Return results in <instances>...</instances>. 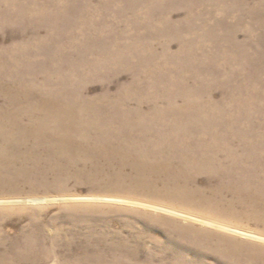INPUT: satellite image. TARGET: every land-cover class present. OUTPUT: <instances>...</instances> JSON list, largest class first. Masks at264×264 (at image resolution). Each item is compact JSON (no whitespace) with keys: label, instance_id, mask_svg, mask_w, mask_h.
<instances>
[{"label":"rangeland","instance_id":"rangeland-1","mask_svg":"<svg viewBox=\"0 0 264 264\" xmlns=\"http://www.w3.org/2000/svg\"><path fill=\"white\" fill-rule=\"evenodd\" d=\"M17 3L0 48L32 53L11 71L42 87L57 57L52 97L143 100L85 113L71 161L0 163V264H264V0Z\"/></svg>","mask_w":264,"mask_h":264},{"label":"bare ground","instance_id":"bare-ground-1","mask_svg":"<svg viewBox=\"0 0 264 264\" xmlns=\"http://www.w3.org/2000/svg\"><path fill=\"white\" fill-rule=\"evenodd\" d=\"M5 1L9 2L13 8H19L17 2L22 0ZM49 4V1H45V3H41V6L48 7ZM4 11V9L0 10V17L2 19L6 16V12ZM2 19L1 22L3 21ZM31 49L32 44L30 42H25L23 47H14L12 45L9 48H0V163L4 164L7 168H17L23 174L26 173L28 164L33 166L40 164L41 160L36 155V150L44 149L45 147L48 151L54 153L53 159L50 158L47 160L48 163L50 161L65 162L68 159L70 161L73 160L78 154L79 149L74 146L72 139L73 137L84 139L88 136L91 129L90 126H87L83 116H85V113H94L96 105L106 104L110 107H117L122 104L130 105L133 100L136 103H142L143 100H139L140 98H136V96L134 98L131 97L130 91H127L123 97L119 96L113 100H110L106 96L69 98L65 90L59 89H57L56 95L52 97L50 87L59 84L61 79L65 81V78L61 76H58L59 80L57 82L55 81V74L60 75L57 72L61 70L59 65L53 67L55 63L57 64L59 62L57 57L50 56L49 62L46 61L44 69L46 67L54 68L56 73H51V75L43 77L42 87L38 85L37 81L40 74L37 75L34 73V68L27 70V72L17 73L10 69H13V66H18V63H21L23 60L18 61L16 58H12L11 60L5 59L6 55L14 56V54H19L18 52L21 54V50L25 52L24 55L30 54L32 53ZM40 68L43 67L41 66ZM29 79L33 82H30ZM167 83L171 84L170 81ZM171 94L175 98L179 96L177 90L175 91L174 89ZM138 106L142 107L143 105ZM201 106L203 105L201 104ZM182 109L188 111L184 115V118L189 119V115L199 113L202 107L184 104L180 108H175L166 113H160V116L170 115L177 120H181L178 115H180ZM24 119L32 120L33 123L24 126L22 125V120ZM205 129L207 130V128ZM37 136L43 137L41 138L43 140L47 139V145L44 146L43 144L36 143L34 145L32 144L33 146L31 145L33 148H27L23 151L22 146H25L34 137L37 139ZM89 146L94 149L91 151H96L97 154L101 152L102 148H97L99 144H89ZM31 154H34L32 155L34 156L32 160L27 158ZM86 154L89 155L90 153ZM44 201L46 200H33V202ZM3 260L5 259L1 258L0 262L4 263Z\"/></svg>","mask_w":264,"mask_h":264}]
</instances>
